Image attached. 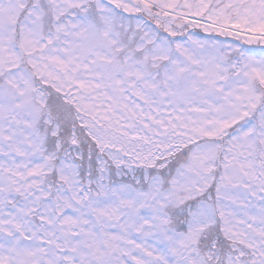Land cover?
I'll list each match as a JSON object with an SVG mask.
<instances>
[{"label": "snow or ice", "instance_id": "obj_1", "mask_svg": "<svg viewBox=\"0 0 264 264\" xmlns=\"http://www.w3.org/2000/svg\"><path fill=\"white\" fill-rule=\"evenodd\" d=\"M245 44L264 0H0V264H264Z\"/></svg>", "mask_w": 264, "mask_h": 264}, {"label": "rangeland", "instance_id": "obj_2", "mask_svg": "<svg viewBox=\"0 0 264 264\" xmlns=\"http://www.w3.org/2000/svg\"><path fill=\"white\" fill-rule=\"evenodd\" d=\"M223 38V37H221ZM225 39V38H223ZM228 42H231V40H233L234 43H237V40H234L232 37H228L226 38ZM238 42H242V40H239ZM248 46V48H264V45H261V44H245V46Z\"/></svg>", "mask_w": 264, "mask_h": 264}, {"label": "trees", "instance_id": "obj_3", "mask_svg": "<svg viewBox=\"0 0 264 264\" xmlns=\"http://www.w3.org/2000/svg\"><path fill=\"white\" fill-rule=\"evenodd\" d=\"M221 39H223V38H221ZM231 42L234 43L233 40H231ZM237 44H243V41H242V42H238V41H237ZM244 47L248 48L247 45H246V46L244 45Z\"/></svg>", "mask_w": 264, "mask_h": 264}]
</instances>
